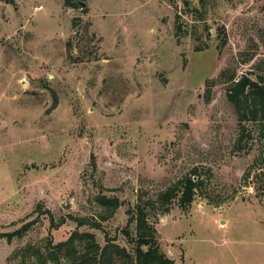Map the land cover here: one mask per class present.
I'll use <instances>...</instances> for the list:
<instances>
[{
  "label": "rangeland",
  "instance_id": "obj_1",
  "mask_svg": "<svg viewBox=\"0 0 264 264\" xmlns=\"http://www.w3.org/2000/svg\"><path fill=\"white\" fill-rule=\"evenodd\" d=\"M74 2L0 0V264H102L75 232L134 255L147 199L174 264H264V126L219 80L264 75V0Z\"/></svg>",
  "mask_w": 264,
  "mask_h": 264
},
{
  "label": "trees",
  "instance_id": "obj_2",
  "mask_svg": "<svg viewBox=\"0 0 264 264\" xmlns=\"http://www.w3.org/2000/svg\"><path fill=\"white\" fill-rule=\"evenodd\" d=\"M66 4L76 7L77 4L74 0H66ZM178 30V24L176 26ZM178 36V31L176 32ZM202 48H197L201 50ZM227 70L221 72L219 80L224 82H231L228 90L229 100L235 105L238 112L239 121L242 123L245 120L252 119L263 123L264 126V75H259L257 78H251L248 75H243L239 79H235V71L224 79ZM198 174L197 169L193 174L185 179H182L177 184L162 191L158 196V202L163 206L169 204L174 198H178L180 206L188 210L194 201L196 195V187L198 181L195 180V175ZM100 202L108 210H114L119 206L117 199L101 198ZM155 201L147 199L141 200L132 212V219L136 221V237L135 253L134 255L126 253L123 248L118 245L108 244L101 247L96 237L91 233H78L75 232L68 240L59 244L60 249L65 255H70V248L79 238L83 242L87 241L89 246L101 251L102 264L109 262L112 259H119L121 264H174V260L166 256L160 250V245L157 238L156 228L150 222L151 207L155 205ZM168 210V209H167ZM81 224L88 223L87 220H80ZM22 231V230H21ZM21 231L16 234L21 235ZM82 261L85 262L89 258L87 254L81 256ZM110 260V261H109ZM95 264V263H94Z\"/></svg>",
  "mask_w": 264,
  "mask_h": 264
},
{
  "label": "water",
  "instance_id": "obj_3",
  "mask_svg": "<svg viewBox=\"0 0 264 264\" xmlns=\"http://www.w3.org/2000/svg\"><path fill=\"white\" fill-rule=\"evenodd\" d=\"M184 1V3L186 4V5H188V0H183ZM79 4L82 6V7H86L87 6V3L86 2H83V1H79Z\"/></svg>",
  "mask_w": 264,
  "mask_h": 264
}]
</instances>
